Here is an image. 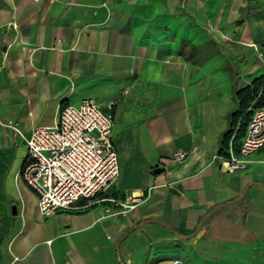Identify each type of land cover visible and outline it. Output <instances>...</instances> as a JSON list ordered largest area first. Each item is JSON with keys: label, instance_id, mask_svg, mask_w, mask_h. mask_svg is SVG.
I'll return each instance as SVG.
<instances>
[{"label": "crops", "instance_id": "crops-1", "mask_svg": "<svg viewBox=\"0 0 264 264\" xmlns=\"http://www.w3.org/2000/svg\"><path fill=\"white\" fill-rule=\"evenodd\" d=\"M261 75L264 0H0V264H264V147L232 172L218 155ZM85 97L112 116L109 194L138 204L43 216L9 125Z\"/></svg>", "mask_w": 264, "mask_h": 264}, {"label": "built area", "instance_id": "built-area-1", "mask_svg": "<svg viewBox=\"0 0 264 264\" xmlns=\"http://www.w3.org/2000/svg\"><path fill=\"white\" fill-rule=\"evenodd\" d=\"M113 102L108 104L110 109ZM26 148L20 177L34 193L41 215L81 211L103 205L101 216L125 214L138 204L133 194L114 197L109 191L119 174L116 146L112 137V116L94 98L85 97L78 105L65 104L53 125L35 126L24 134L9 125ZM264 147V103L252 111L238 152L228 150L222 169H244L248 156ZM186 151L169 159L183 160Z\"/></svg>", "mask_w": 264, "mask_h": 264}, {"label": "trees", "instance_id": "trees-1", "mask_svg": "<svg viewBox=\"0 0 264 264\" xmlns=\"http://www.w3.org/2000/svg\"><path fill=\"white\" fill-rule=\"evenodd\" d=\"M237 108L230 114V125L223 134L218 155L228 157L229 142L232 150L238 152L241 140L245 134L252 111L264 103V75L258 76L249 85L235 93Z\"/></svg>", "mask_w": 264, "mask_h": 264}, {"label": "rangeland", "instance_id": "rangeland-1", "mask_svg": "<svg viewBox=\"0 0 264 264\" xmlns=\"http://www.w3.org/2000/svg\"><path fill=\"white\" fill-rule=\"evenodd\" d=\"M113 105L111 106V108L113 107V106H115V105H117L119 102H120V99H114L113 101ZM105 104V103H104ZM119 119H120V117H119ZM118 119V120H119ZM117 122V121H116ZM116 143H117V147H118V141H116Z\"/></svg>", "mask_w": 264, "mask_h": 264}, {"label": "water", "instance_id": "water-1", "mask_svg": "<svg viewBox=\"0 0 264 264\" xmlns=\"http://www.w3.org/2000/svg\"><path fill=\"white\" fill-rule=\"evenodd\" d=\"M174 264H182L181 262H179V261H176Z\"/></svg>", "mask_w": 264, "mask_h": 264}]
</instances>
